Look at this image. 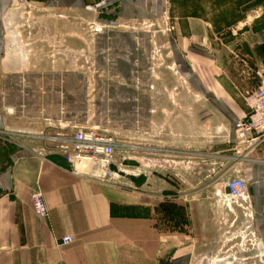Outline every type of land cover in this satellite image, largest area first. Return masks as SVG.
<instances>
[{
  "label": "crops",
  "instance_id": "1",
  "mask_svg": "<svg viewBox=\"0 0 264 264\" xmlns=\"http://www.w3.org/2000/svg\"><path fill=\"white\" fill-rule=\"evenodd\" d=\"M167 5L0 0V264H196L198 243L221 239L214 226L229 219L227 169L247 184L264 260V140L240 142L235 132L248 113L246 96L260 84L254 71L264 65L263 27L234 39L238 59L229 45L216 49L208 23L177 19L169 30L173 68L190 92H140L143 104L133 93L125 122L111 126L127 145L115 156V184L83 171L91 168L73 172L49 139L89 128L87 92L102 100L108 93V80L92 73L87 58V22L158 20ZM38 192L47 218L33 211ZM67 235L74 242L61 245Z\"/></svg>",
  "mask_w": 264,
  "mask_h": 264
},
{
  "label": "rangeland",
  "instance_id": "2",
  "mask_svg": "<svg viewBox=\"0 0 264 264\" xmlns=\"http://www.w3.org/2000/svg\"><path fill=\"white\" fill-rule=\"evenodd\" d=\"M167 4L165 17L158 20H121L115 26L95 20L87 22L88 35L93 43L90 44L87 54L91 71L98 72L103 80H108L102 83L107 84L109 88L105 100L99 99L100 92H87V127L90 129L115 134L111 130L112 123L121 121L126 111L131 109L133 93L139 95V103L143 104V93L140 92H190L173 68L174 57L171 53L169 30L176 24L177 19L195 15V18L208 23L211 38L219 47L216 49L226 50L225 46L229 45L230 49H235L238 59L244 57L241 46L235 45L234 39L240 36L244 29H264V0H167ZM91 11L94 12V9ZM96 25L104 26L103 31L97 33ZM97 35L101 36V41L96 44ZM94 83L92 82V85ZM117 92H123L119 100L124 103L119 105L116 103ZM79 100L83 101L82 95L80 98H72L71 108H74V105L78 108ZM97 102L101 107L99 110L105 113L103 117H96ZM122 121L125 122L124 119ZM120 146L119 151L127 150L126 144L120 143ZM237 165L238 160L235 158V161H232V169L237 168ZM226 173L230 174L225 178L227 182L228 178L233 177V173H229L228 169ZM110 183L115 184L113 181ZM224 202L229 208V219L223 225L214 226L215 235H218L216 237L221 239L217 238L208 244L199 242L198 244L202 245L196 246V252L200 256L195 258V263L264 264L261 258L263 245L253 239L255 229L241 206L243 202L229 199Z\"/></svg>",
  "mask_w": 264,
  "mask_h": 264
},
{
  "label": "built area",
  "instance_id": "3",
  "mask_svg": "<svg viewBox=\"0 0 264 264\" xmlns=\"http://www.w3.org/2000/svg\"><path fill=\"white\" fill-rule=\"evenodd\" d=\"M21 5H27L29 0H15ZM115 26L116 24H107ZM104 26L96 25L97 33L103 31ZM255 76L260 80L258 87L250 92L245 103L248 108L247 115L238 120L235 124V132L240 142L254 144L264 140V65L255 69ZM12 111V110H10ZM73 132L68 136H55L49 139L57 145L58 150L63 154L66 162L72 166L73 172L79 174L85 171L102 180L118 178V173L114 169L117 166L115 159L120 143L115 134L106 131L90 128L74 127ZM91 168L93 171L83 169ZM83 170V171H82ZM236 172V171H235ZM237 173V172H236ZM225 187L229 190L227 199L243 202L241 206L248 215V219H253L251 212V201L248 187L240 175L228 178ZM250 204L245 208L244 205ZM32 208L38 218H47L49 211L42 193L38 192L32 196ZM253 239L257 238L253 234ZM74 242L71 235L61 239V245H70Z\"/></svg>",
  "mask_w": 264,
  "mask_h": 264
},
{
  "label": "water",
  "instance_id": "4",
  "mask_svg": "<svg viewBox=\"0 0 264 264\" xmlns=\"http://www.w3.org/2000/svg\"><path fill=\"white\" fill-rule=\"evenodd\" d=\"M226 192H227V194H229V190L226 188Z\"/></svg>",
  "mask_w": 264,
  "mask_h": 264
}]
</instances>
